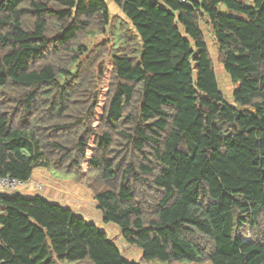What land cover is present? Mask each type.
Segmentation results:
<instances>
[{
    "label": "trees",
    "instance_id": "trees-1",
    "mask_svg": "<svg viewBox=\"0 0 264 264\" xmlns=\"http://www.w3.org/2000/svg\"><path fill=\"white\" fill-rule=\"evenodd\" d=\"M112 1L124 16L0 0V175L91 178L103 222L147 261L264 264V0ZM30 188L0 195V264H141Z\"/></svg>",
    "mask_w": 264,
    "mask_h": 264
},
{
    "label": "rangeland",
    "instance_id": "rangeland-1",
    "mask_svg": "<svg viewBox=\"0 0 264 264\" xmlns=\"http://www.w3.org/2000/svg\"><path fill=\"white\" fill-rule=\"evenodd\" d=\"M222 10L225 11V6L222 5L221 6ZM243 16V15H241ZM244 17V16H243ZM205 34H206V40L209 44V47L211 49L212 52V56L214 58L215 61V69L218 75V81H219V85H220V89L221 91L225 94V97L229 100L232 101L233 100V92L234 89L239 88V84H235L231 77L229 76V74L226 72L224 65L219 61L218 59V51H217V44L216 41L213 37V35L210 33V31L208 30V27L206 26L205 23L202 24ZM239 108H243V106L238 105ZM102 108L101 106L98 107L96 115H97V119H99L100 115L102 114ZM89 161V158H88ZM43 170V169H42ZM47 170H43V172L45 173V176H41V181H35L29 185V187H34V188H40V184L42 185V187L44 188L46 186L49 187V189H51V191H54L55 194L61 195V197H66L68 195H70L68 197V199L65 200V202H67L68 204L75 206L76 208L79 209V213H83L82 210H86L87 208L92 210L91 208H95L94 202H93V197H92V192L91 189L89 187L90 185V180L91 178H87L83 181H77L73 176H68L65 177L63 175H60L58 173H49L45 172ZM40 177V176H39ZM41 187V188H42ZM49 191V193H48ZM47 194H49V196H51L53 193L48 190ZM78 194V195H77ZM76 197L81 198L80 200H76L74 199ZM82 198L86 199L83 200ZM84 206H86V209L84 208ZM82 209V210H81ZM108 225V224H107ZM107 233L109 235V237L116 241L117 243L121 242V245L123 247V252L125 254V258L127 260L130 261H136L137 263H141V264H170L167 263L165 261H161V260H152V261H147L143 258V251L141 248L139 247H133V248H128L125 246V243L122 242V237L119 231H113V228H109L107 227ZM120 244V243H119ZM179 264H189V262H182ZM205 264H213V263H205Z\"/></svg>",
    "mask_w": 264,
    "mask_h": 264
},
{
    "label": "crops",
    "instance_id": "crops-1",
    "mask_svg": "<svg viewBox=\"0 0 264 264\" xmlns=\"http://www.w3.org/2000/svg\"><path fill=\"white\" fill-rule=\"evenodd\" d=\"M107 1L110 4L111 11H112V14L113 15L119 14L121 16H124L123 12L120 10L119 6L115 2H113L112 0H107ZM43 170L42 169L36 170L35 173H34V177H33L32 180L33 181L35 180V181H41L42 182L43 180H41L40 178H41V176H45V173L43 172ZM45 172H48V171H45ZM43 186H45V187L44 188L43 187L42 188H34V187H32L33 189L30 188L31 189L30 192H33V193H41L42 192L43 194H45L46 196H48L50 199H53V200H56V201H62L61 203H63V204L66 205V203H64V202H65L66 199H68V197L70 195H68V196H66V197L63 198V197H61V195L55 194L54 191H51V189H49L48 186H46L44 184H43ZM48 190H50L53 193L51 196H49V194H47V191ZM48 193H49V191H48ZM74 199L80 200L81 198L75 196ZM82 199L83 200H86L84 198H82ZM93 202H94L95 208L93 207V208H91L92 210H90L88 208L86 209V206H84V208L86 210H82L81 209L82 212H83L82 215L85 216L89 221H93V222L98 223L99 226L102 227V229H105L106 230V229H108L107 227H109V228H113V231L114 232L115 231H119L120 232V229L116 225H114L112 223H110V224L107 225V224H105L103 222V214H102V211L101 210H98L97 205H96V202H95L94 199H93Z\"/></svg>",
    "mask_w": 264,
    "mask_h": 264
},
{
    "label": "built area",
    "instance_id": "built-area-1",
    "mask_svg": "<svg viewBox=\"0 0 264 264\" xmlns=\"http://www.w3.org/2000/svg\"><path fill=\"white\" fill-rule=\"evenodd\" d=\"M182 3H189L190 0H179ZM34 181H22L16 177L13 176H3L0 175V195L3 196H10L14 193L21 191L24 187L31 185ZM42 185L40 184V188Z\"/></svg>",
    "mask_w": 264,
    "mask_h": 264
}]
</instances>
